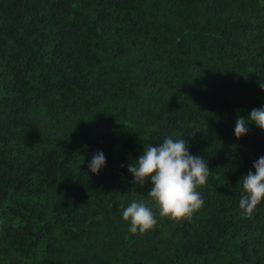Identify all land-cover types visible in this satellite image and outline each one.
<instances>
[{
  "label": "trees",
  "instance_id": "1",
  "mask_svg": "<svg viewBox=\"0 0 264 264\" xmlns=\"http://www.w3.org/2000/svg\"><path fill=\"white\" fill-rule=\"evenodd\" d=\"M261 84L264 0H0V264H264V202L244 214L238 186L264 131L233 133ZM165 136L210 169L178 220L127 169Z\"/></svg>",
  "mask_w": 264,
  "mask_h": 264
},
{
  "label": "clouds",
  "instance_id": "2",
  "mask_svg": "<svg viewBox=\"0 0 264 264\" xmlns=\"http://www.w3.org/2000/svg\"><path fill=\"white\" fill-rule=\"evenodd\" d=\"M260 86L264 89V85ZM253 124L264 131V105L253 108L246 116L237 115L234 136L240 139L248 135ZM106 164L105 153L97 150L88 160L87 168L98 175ZM127 169L134 183L151 184L147 196L160 217L176 220L190 217L204 205L198 189L207 183L208 162L202 155L193 154L189 142L183 138L165 136L159 144L143 146L141 154L127 164ZM238 186L242 190L239 207L250 216L256 206L264 202V155L253 161L252 169L241 177ZM122 219L128 222V231L133 234H144L158 223L153 207L136 199L123 208Z\"/></svg>",
  "mask_w": 264,
  "mask_h": 264
}]
</instances>
